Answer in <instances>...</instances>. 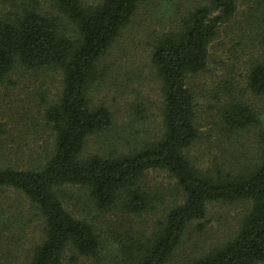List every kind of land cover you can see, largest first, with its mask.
Instances as JSON below:
<instances>
[{
  "label": "trees",
  "instance_id": "16d2710c",
  "mask_svg": "<svg viewBox=\"0 0 264 264\" xmlns=\"http://www.w3.org/2000/svg\"><path fill=\"white\" fill-rule=\"evenodd\" d=\"M29 4L12 18H0V83L15 63L30 69L59 70L62 85L44 118L53 131V149L42 166L0 167V186L23 192L43 218V238L28 264H63L67 248L78 256H95L100 242L92 225L74 217L60 200L62 185L85 187L98 210L120 202L123 209L141 213L152 209L158 196L139 187L150 169L165 170L182 195L147 236L133 240L125 264H163L179 244L193 220L202 219L207 202L250 201L233 237L212 248L193 264H264V121L251 107L230 102L223 113L226 128L235 132L258 127V162L237 173L202 171L184 154L198 136L194 98L187 75L206 66L208 44L220 26L236 13V0H207L181 18L176 30L152 42L151 63L162 83L163 132L158 139L122 155L91 154L81 157L87 136L107 128L110 111L89 106L87 91L99 74L97 62L129 23L138 4L146 0H56L58 9L73 25L62 32L54 17L33 5L37 0H1ZM258 42L262 52L250 62L247 85L264 96V0H254ZM4 132L0 122V137ZM127 248H125L126 251Z\"/></svg>",
  "mask_w": 264,
  "mask_h": 264
},
{
  "label": "rangeland",
  "instance_id": "374dc122",
  "mask_svg": "<svg viewBox=\"0 0 264 264\" xmlns=\"http://www.w3.org/2000/svg\"><path fill=\"white\" fill-rule=\"evenodd\" d=\"M206 2L146 0L138 4L129 23L97 62L99 76L87 91L89 106L107 107L111 123L87 136L81 157L122 155L159 138L164 130L162 83L151 63L152 42L160 34L176 30L188 11ZM24 7L31 6L0 0V18H12ZM33 7L54 17L62 32L73 34V25L58 9L56 0H37ZM258 14L254 0H236L235 15L220 26L208 44L206 66L187 75L198 136L184 154L202 171L237 173L258 162V127L232 132L222 116L230 102L239 101L264 121V96L252 93L247 85L250 62L262 52L255 27ZM61 79L59 70L30 69L15 63L0 83V122L4 129L0 167L38 168L50 156L53 131L44 111L57 99ZM139 187L159 199L152 209L141 213L126 211L120 202L101 211L85 187L58 188L63 207L89 222L100 242L93 257L74 259L67 248L63 264H125L126 252L131 249L128 242L149 235L168 207L182 200L175 179L162 169L146 171ZM250 207V201L207 202L204 217L187 225L163 264H193L194 259L233 237ZM42 238L43 218L36 206L20 190L0 186V264H28Z\"/></svg>",
  "mask_w": 264,
  "mask_h": 264
}]
</instances>
